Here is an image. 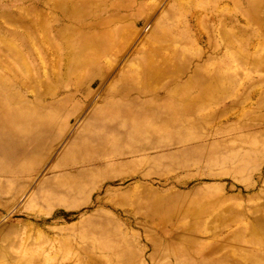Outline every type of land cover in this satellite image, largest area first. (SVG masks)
Instances as JSON below:
<instances>
[{
	"label": "rangeland",
	"instance_id": "1",
	"mask_svg": "<svg viewBox=\"0 0 264 264\" xmlns=\"http://www.w3.org/2000/svg\"><path fill=\"white\" fill-rule=\"evenodd\" d=\"M0 264H264V0H0Z\"/></svg>",
	"mask_w": 264,
	"mask_h": 264
}]
</instances>
